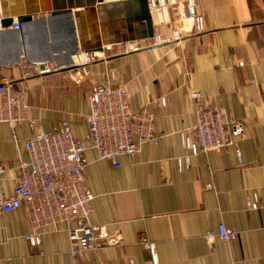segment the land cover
Returning a JSON list of instances; mask_svg holds the SVG:
<instances>
[{"label": "crops", "instance_id": "obj_1", "mask_svg": "<svg viewBox=\"0 0 264 264\" xmlns=\"http://www.w3.org/2000/svg\"><path fill=\"white\" fill-rule=\"evenodd\" d=\"M87 1L2 0L7 16L49 12L16 30H0L2 76L26 92L27 116L35 124L18 125L14 142L0 123L6 194L15 186L16 166L29 161L25 143L32 137L59 131L67 121L74 137L85 139L93 83L125 85L131 109L145 106L153 114L159 141L121 157L117 167L85 152L84 186L94 197L89 222L104 228L108 245L73 256L65 224L44 230L41 245L33 248L24 238L31 231L28 220L17 209L0 214V264H152L144 239L157 247L159 264H264V0H196L202 33L124 55L125 43H150L135 40L146 26L135 23L130 11L100 21L82 7ZM173 10L161 14L154 35L171 34ZM102 28L112 44L103 50L108 58L89 67V77L79 81L56 72L67 63L76 36L96 45ZM34 65L52 72L38 76ZM193 92L200 97L193 99ZM157 98L164 106L156 105ZM198 107H215L243 122L240 162L231 147L196 155L183 149L182 133L193 126ZM250 201L258 207L247 208ZM218 225L237 238L207 242L205 234L216 233Z\"/></svg>", "mask_w": 264, "mask_h": 264}, {"label": "built area", "instance_id": "obj_2", "mask_svg": "<svg viewBox=\"0 0 264 264\" xmlns=\"http://www.w3.org/2000/svg\"><path fill=\"white\" fill-rule=\"evenodd\" d=\"M196 0H148L151 13L175 10L176 27L170 35L155 34L147 44L125 43L121 55L139 52L144 48L179 42L187 36L202 33L203 17L195 9ZM173 10V11H174ZM190 24L191 27L181 26ZM181 24V25H180ZM14 29H18L16 23ZM75 71L76 80L89 77L88 67L100 57L92 53H79ZM0 66V123L8 126L10 138L15 142L16 127L22 123L31 129L34 121L27 116L26 92L15 83L2 76ZM49 66H33V73L45 76L51 73ZM193 99L199 93L191 94ZM156 105L164 106V99L157 98ZM89 115L86 118L88 132L85 139L75 138L67 121L62 122L59 131L40 133L25 143L29 156L27 163L16 166L15 186L10 194L3 188L5 165L0 162V214L22 209L31 231L24 234L31 247H39L42 232L67 224V234L71 254L96 251L110 243V237L101 226L89 222L93 195L84 186V169L87 166L85 152L93 150L102 160L117 167L121 157H134L143 145H157L159 137L154 135V116L147 107L133 111L129 103V93L124 85L111 86L93 83L88 93ZM194 124L182 133V147L192 154L221 151L231 147L238 162L241 161L239 142L244 137V124L238 119L228 118L215 107H198L194 114ZM257 203L248 202L247 208H257ZM72 224V225H70ZM217 232L207 231L205 240L222 243L237 238V232L217 226ZM142 248L150 255L152 264H159L157 247L144 239ZM42 253L41 251L39 252Z\"/></svg>", "mask_w": 264, "mask_h": 264}, {"label": "water", "instance_id": "obj_3", "mask_svg": "<svg viewBox=\"0 0 264 264\" xmlns=\"http://www.w3.org/2000/svg\"><path fill=\"white\" fill-rule=\"evenodd\" d=\"M112 1V2H110ZM83 8H89L90 11H88L89 14H92V16H96L101 21L102 18L106 17L107 15L113 16L114 18L121 19L124 15V13L132 12L133 13V21L135 23L141 22L143 26H146V33L143 34V36L136 38V41L139 40H148L151 39L154 36V27L158 23L156 20L157 15L160 16L161 14H166L167 11H156V13H151L148 7V0H89L86 2L85 5L82 6ZM49 13L48 10H31L28 11V13H12L11 15L7 16L3 14V6H2V0H0V30H10L13 28V18L16 17L17 22L16 25L19 27L21 25L27 24L28 22H31L34 17H37L40 13ZM132 16V15H131ZM162 22V21H161ZM159 22V23H161ZM168 23V22H166ZM181 25V24H180ZM181 26L191 27V25L184 23ZM16 30V29H13ZM74 34L76 33V28H74ZM102 40L101 42L95 44L84 45L80 42L79 39H74L75 48L73 52L70 54V56L67 58V63L58 71L56 72H66L69 75L76 76L75 71L77 70L76 63L78 62V59H76V55L79 53H92L94 52L97 56L101 54L103 55L104 48L108 47V45L112 44L111 42H106V36H105V30L102 28ZM125 41H123L124 43ZM116 44H123V43H116Z\"/></svg>", "mask_w": 264, "mask_h": 264}, {"label": "rangeland", "instance_id": "obj_4", "mask_svg": "<svg viewBox=\"0 0 264 264\" xmlns=\"http://www.w3.org/2000/svg\"><path fill=\"white\" fill-rule=\"evenodd\" d=\"M105 58H108V57H106V55H104V56L101 57L100 60H105ZM100 60H99V61H100ZM96 62H98L97 59H96L92 64H94V63H96ZM92 64H91V65H92ZM91 65H90V66H91ZM90 66H89V67H90ZM89 67H88V70H89V72H90V68H89ZM89 75H90V73H89Z\"/></svg>", "mask_w": 264, "mask_h": 264}, {"label": "bare ground", "instance_id": "obj_5", "mask_svg": "<svg viewBox=\"0 0 264 264\" xmlns=\"http://www.w3.org/2000/svg\"><path fill=\"white\" fill-rule=\"evenodd\" d=\"M156 13V12H155ZM157 19L156 20H159L160 19V16L159 15H157V16H155ZM160 21V20H159ZM97 56V55H96ZM98 56H101V54H99ZM103 56V55H102Z\"/></svg>", "mask_w": 264, "mask_h": 264}]
</instances>
